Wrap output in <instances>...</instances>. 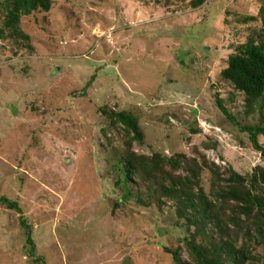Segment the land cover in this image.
Masks as SVG:
<instances>
[{
    "label": "rangeland",
    "instance_id": "obj_1",
    "mask_svg": "<svg viewBox=\"0 0 264 264\" xmlns=\"http://www.w3.org/2000/svg\"><path fill=\"white\" fill-rule=\"evenodd\" d=\"M3 2L0 197L22 212L0 203V264H198L193 238L210 247L228 240L242 264H264V224L260 233L257 215L237 201L220 208L223 233L209 221L202 233L146 181L131 176L129 195L115 167L131 156L190 176L184 158L182 168L170 165L182 154L198 163L207 194L214 180L227 187L234 170L264 196V153L241 129L261 122L263 100L224 76L238 47L264 32V0H51L21 16L28 38L5 28Z\"/></svg>",
    "mask_w": 264,
    "mask_h": 264
},
{
    "label": "trees",
    "instance_id": "obj_2",
    "mask_svg": "<svg viewBox=\"0 0 264 264\" xmlns=\"http://www.w3.org/2000/svg\"><path fill=\"white\" fill-rule=\"evenodd\" d=\"M206 0H191L194 7H199ZM5 8L4 26L11 30V33L17 35L21 33L18 24L22 15H28L35 11L49 10L51 0H4L2 3ZM2 36H5V31H2ZM28 38V37H25ZM224 76L230 80L236 88L245 92L249 100L262 99L261 108L264 106V32L259 37L250 38L245 44L238 47L237 53L231 55L229 67L224 71ZM248 100V101H249ZM216 101L220 110L232 121L237 122L236 117L228 110L223 99L216 95ZM118 119L134 130L139 138L142 133L138 128L136 121L128 117L125 113L116 114ZM241 129L250 135V139L256 149L264 153V147L259 143V136L264 135V114L261 122L256 125H245ZM184 158L188 165L187 171L190 176L177 177L160 167H149L147 164L140 165L131 156L117 158L115 165L118 176V183H123L125 190L131 195L132 178L144 180L148 183V191L152 187L158 188V193L162 196L174 201L179 207L180 216L187 219L190 223L198 225V229L204 233L205 228H200L199 224H206L207 221L213 222L218 229V232L223 233L224 219H222L220 208H223L224 202L229 199L235 200L241 204L242 211L246 215L255 213L257 215V229L260 233L263 232L262 225L264 224V196L255 192V187L245 186L246 179L240 174L232 170L228 179L227 187L218 180L213 182V190L211 194H207L203 188H200V167L193 160H187L185 155H179L175 158H170L169 162L175 169L182 168L184 162L180 158ZM123 164H125L123 166ZM161 174V175H160ZM159 177V179H158ZM255 184L258 181L257 177H253ZM264 179V177H263ZM198 186V189H196ZM244 187V188H243ZM156 192V189L153 190ZM0 203L6 204L11 209H16L22 212L18 202L9 199L8 197H0ZM22 224L27 230V244L30 246L32 253L35 252V244L31 236V229L25 217L21 219ZM199 231V230H198ZM188 247L190 255L197 261L198 264H221L224 256L235 261L236 264H242L244 257H240L235 251L234 245L228 240H223L217 243L214 247L207 244L197 243L196 239H188ZM173 256L176 261L181 263L179 250L173 251ZM43 261V259H41ZM182 264V263H181Z\"/></svg>",
    "mask_w": 264,
    "mask_h": 264
}]
</instances>
